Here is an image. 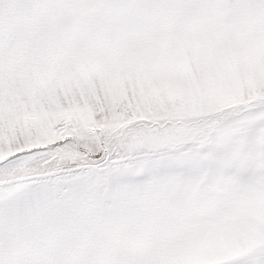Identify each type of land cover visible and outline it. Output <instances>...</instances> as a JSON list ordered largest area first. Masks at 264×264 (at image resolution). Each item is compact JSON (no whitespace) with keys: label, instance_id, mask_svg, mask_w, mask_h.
Listing matches in <instances>:
<instances>
[{"label":"snow or ice","instance_id":"obj_1","mask_svg":"<svg viewBox=\"0 0 264 264\" xmlns=\"http://www.w3.org/2000/svg\"><path fill=\"white\" fill-rule=\"evenodd\" d=\"M0 264H264V0H0Z\"/></svg>","mask_w":264,"mask_h":264}]
</instances>
